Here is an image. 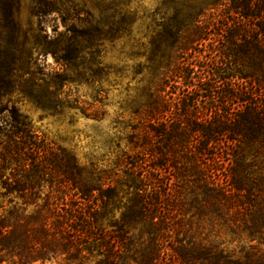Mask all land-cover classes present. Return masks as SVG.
<instances>
[{"label":"trees","instance_id":"obj_1","mask_svg":"<svg viewBox=\"0 0 264 264\" xmlns=\"http://www.w3.org/2000/svg\"><path fill=\"white\" fill-rule=\"evenodd\" d=\"M164 3L177 9L162 23L173 40L150 43L111 166L79 163L0 105V264H264V0L195 13L189 0ZM53 7L35 2L40 14ZM13 8L0 0L11 33ZM7 51L0 100L19 92L55 109L21 87L17 40Z\"/></svg>","mask_w":264,"mask_h":264},{"label":"rangeland","instance_id":"obj_2","mask_svg":"<svg viewBox=\"0 0 264 264\" xmlns=\"http://www.w3.org/2000/svg\"><path fill=\"white\" fill-rule=\"evenodd\" d=\"M53 1L54 9L40 14L36 0H14V33L0 23V74L8 70L7 44L17 40L26 59L21 87L35 84V93L55 109H43L19 92L2 96L1 108L14 104L37 134L71 151L79 163L109 167L130 131L125 125H133L128 108L151 73L150 43L173 40L162 34V23L177 9L164 0ZM189 1L187 11L195 13L211 0ZM1 86L7 89L5 79ZM94 107L99 120L89 115Z\"/></svg>","mask_w":264,"mask_h":264}]
</instances>
